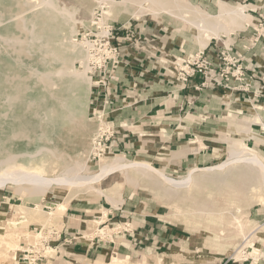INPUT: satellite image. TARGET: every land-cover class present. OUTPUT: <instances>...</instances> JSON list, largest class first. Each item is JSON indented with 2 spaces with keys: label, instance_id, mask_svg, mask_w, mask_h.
<instances>
[{
  "label": "rangeland",
  "instance_id": "rangeland-1",
  "mask_svg": "<svg viewBox=\"0 0 264 264\" xmlns=\"http://www.w3.org/2000/svg\"><path fill=\"white\" fill-rule=\"evenodd\" d=\"M96 1L58 0L60 6H65L70 13H74V21L61 20V39L65 40V42L64 45L63 41L55 45V51L69 67L72 66L76 71L80 72L83 66L80 58H70L72 57V52L75 50L72 44L76 41V44H82V37L91 32H96V25L102 22L116 27L123 25V23H125L124 26L126 27L130 23L135 25L144 23L146 32L158 29L160 31L159 36L163 39L162 43L167 44L166 46L163 45L162 49L159 50L154 49L150 46L152 41L144 35H138L143 38V41L137 47L145 46L141 47V49H147L146 51L148 52L151 51L149 54L156 55L155 58H158L171 71L173 69L171 63L176 58H186L194 55L198 50H203L197 38L198 32L187 23L165 12H161L158 16H155L152 12H145L141 17H137L135 15L139 13L140 9L137 5L129 4L124 7L117 4L122 0H114L117 2L116 5H111L110 3L99 4ZM187 1L214 15L220 13L218 1L226 2L233 6H246L245 13L248 15L249 20L244 24V28L235 29L234 32L229 34L223 33L219 38H212L210 43L232 46L236 40H244L246 34L250 33L251 30L249 43L250 45L253 44L252 41L256 37L257 29L260 25L259 20L261 16L264 17V0ZM38 3V0H0V16L2 17L4 14L9 15L11 21H14L13 23H1V28L3 30L10 28L13 32H18L21 38L26 39L27 34L20 25V20L24 18L27 19L29 24H35L36 32L41 31L43 17L34 11L39 7ZM143 6L147 8L149 4L144 3ZM21 17L23 18L21 19ZM73 27L74 29H72ZM144 39L147 40L145 41ZM24 45L4 46L0 48V62H4L2 70L5 71L4 75L8 77L6 87L8 89L18 87V91H20V95H18L19 99L15 103L16 106L0 105V114L10 112L12 115H17L13 119H10V116L7 115L5 119L2 118L0 120V143L2 144L0 153L2 154H5L6 150H11L17 154L33 152L35 149L33 140L36 136L42 133L47 138L48 131L45 129V122H43L40 115L46 108H53L57 111L59 102H57L55 96L52 94L59 89L61 90V88L63 89L65 86L58 84L57 87H47L40 79L35 78L34 81L29 68L19 67L15 63H6L3 60L2 57L4 55L13 53L24 62L35 65L37 62L36 58L26 52ZM71 47L73 49L70 50ZM14 48L17 49L15 50ZM204 49L207 51L206 47ZM79 86L82 88L83 83L80 82ZM32 89H35L36 93L34 101H30L27 97V94ZM101 89L94 87L92 81L86 106L76 111L74 116H70V109L66 110L67 116H65L72 117V119L68 122H62L60 125L61 130L59 131L58 129L59 132L54 136L55 141L61 142L59 147L65 156L71 157L70 165L73 166L76 162L80 161L84 163L85 161L83 175L98 173L102 163L116 155L124 156L125 160H143L142 158H144L142 155H126L123 151L118 150V146L114 144L115 136L107 142H105V137L101 139L98 117L103 112L106 116L108 115L107 107L113 98L112 87L110 86L111 98L108 99L109 104L104 108L103 102L107 101L105 100L106 91H101L100 93ZM61 93L63 96V92ZM73 101L74 99L69 101L72 103L71 105L75 103ZM80 101L83 102L84 97H81ZM246 102L249 104L241 105L245 107L244 111H234L240 107L235 106L232 108L234 109L232 111L221 112L223 114L219 117L220 120L213 125L217 131H213L214 133L210 139L212 143H216L221 149L213 164L169 172L157 164L152 166L163 170L167 176L178 181L186 179L192 170L196 171L194 173L195 176L206 174L204 169L218 166L228 159L229 146L225 141L227 136L243 139L247 146L258 151L264 157V135L260 131L262 130L261 127L264 126V116L261 115L260 111L263 112L264 110L259 109L263 107L258 101ZM256 119L258 120L257 122H255ZM246 120L250 122L249 127L258 136V139L254 137L247 138L240 132ZM46 138L42 143L48 145L49 142ZM195 138L194 135L189 137L192 140ZM202 143L204 142L201 140L199 144L203 145ZM62 163L64 162L61 159L54 158H51L49 161H30L28 163L15 159L2 165L0 167V174L3 170L16 168L27 173L31 171V173H39L41 175L46 174V177H54L63 170L60 167ZM40 170L42 171L40 172ZM129 176L130 181H127L124 173L116 172L108 176L101 183L94 185L95 189H101L105 193H110L109 195L116 199V204L109 201L106 196L97 193L94 188L59 189L54 186L46 193L30 195L22 191L17 184L8 181L0 186V242L1 245L3 244L2 246L0 245V251L5 248L6 241L10 239L9 236L12 233L24 237L27 234L29 236V234H36L39 230H42V233L47 235V231L55 228L60 231L61 240L66 242L63 239L64 230L62 229L64 227V217L67 214L69 206L75 203H88L89 205L88 216L85 217L88 221L85 225H82L81 233L77 234L82 240L87 241V239L98 237L106 241L111 239V235H114L118 231L131 229L130 227H134L135 222L137 224H144L145 221H151L155 227L153 235L150 236L149 240H145V236L141 239L142 243L139 244L136 253H121V255H117L109 252L108 255H100L98 259L94 258L93 261H86L82 264H108L112 259L117 261L123 260L125 262L123 264H233V262H229V257L245 243V237L250 232L256 230L257 226H264V205L257 201L260 195H264V189L257 183L251 184V189H249L250 198L236 195L230 185L203 179L199 181V185L192 187L190 193L184 190L179 194H166L165 190L167 191V187L156 179L138 175L135 171H130ZM56 208L61 210L54 217L52 213ZM203 210H208L213 215H204L201 213ZM105 212L107 215L110 212L112 214L105 217ZM95 220H102V224L98 227ZM239 220L245 224V229L241 233L236 232ZM127 224L130 225L128 226ZM98 228H105L106 235L102 236L98 234ZM221 229H224L227 235L229 233V235H234L233 240H216V236ZM141 231L144 232L145 228ZM261 232L262 234H256L246 245L252 242V244L255 243L259 247L261 242H264V229ZM24 241H19V250H21ZM56 247L58 245L54 249L48 250L47 256L49 260L54 259L58 255L59 250ZM19 250L15 256L6 254L1 257L0 264H24L18 262ZM236 258L240 261L242 255L239 254ZM236 264L248 263L238 262Z\"/></svg>",
  "mask_w": 264,
  "mask_h": 264
},
{
  "label": "bare ground",
  "instance_id": "bare-ground-1",
  "mask_svg": "<svg viewBox=\"0 0 264 264\" xmlns=\"http://www.w3.org/2000/svg\"><path fill=\"white\" fill-rule=\"evenodd\" d=\"M38 1L39 7L34 11L38 12V14L43 17V24L41 23V31L36 32L35 24H29V22H27V19H24L23 17H21V19L23 18L22 20L19 19L23 31L27 34L26 39L21 38L18 32H13L10 28H5V30H3L1 28L3 22L13 23L14 21H11V17L9 15L7 16L4 14L2 17L0 16V48H3L4 46L11 47L15 45L20 46L21 44H25L24 46L26 48V52L32 55V57L36 58L37 62L35 63V65H30L31 63L28 64L24 62L20 57L14 55L13 53H8V55H4L2 58L6 63H15L19 67L22 66L24 68H29L31 70V74L33 75L34 81L35 78L40 79L43 83L46 84L47 87H57L58 84H63L65 86L63 89L61 88V90L59 89L52 94L53 96H55L57 102H59L57 111H55L53 108H46V110L43 111L40 115L43 119V122H45V129L48 131L47 138L44 137L42 133H39L38 136H36V138L33 140L35 143V149L33 152H23L17 154L12 152L11 150H6L5 154L0 153V167L7 162L13 161L15 159H20L22 162L28 163L30 161H49L51 158H54L61 159L62 162H64L62 163L63 167L60 166L63 170L60 174L54 177H46V174L41 175L39 173H31V171L27 173L26 171L23 172V170L16 168L3 170V172H1L0 174V186L4 185L8 181L13 182L17 184L22 191L30 195L46 193L54 186L58 187L59 189H81L84 187L95 189V184L101 183L108 176L116 172L124 173L126 175V180L130 181L129 172L135 171L138 173V175L140 174L151 179H156L161 184L166 186L167 191L163 189L165 190L166 194H179L184 190L190 193L192 187L199 185V181H202V179L210 182L217 181L222 182L225 185H230L236 195H243L249 198L251 197L249 189H251L252 183H257L261 188L264 189V157H262V155L258 151L247 146L244 143L243 139L231 138L228 136L225 138V141L229 146L228 159L226 161L218 166L204 169L206 171V174H202L199 176H195L194 173L196 171L192 170L189 173L188 177L182 181H178L167 176L163 170H159L153 167L147 161L141 159L125 160L126 158H124V156L116 155L110 160L104 161L99 172L94 175L82 174L85 170V161L84 163L80 161L76 162L73 166L70 165L69 163L71 161V157H69L68 155L65 156L64 152L59 147L61 142L55 141L54 136L57 135V133L61 130L60 125L62 122H68L72 119V117H66V110L70 109V116H74V113L76 111L86 106V102L90 95L92 80L90 75L87 73V67H83L80 72L76 71L72 66L69 67L68 64L64 60H62L55 51V45H57L60 41H63L64 45L65 42V40L61 39L62 37L60 31V22L61 20L74 21V13H70V11L65 6H60L58 0ZM96 2H98L99 4L110 3L111 5H116L117 3L114 0H97ZM144 3H148L149 6L145 8L143 6ZM117 4L123 5L124 7L129 4L139 6V13H136L135 15L137 17H141L145 12H152L155 16H158L161 12H165L184 23H187L198 32L197 38L202 49L208 46L212 38H219L223 33L229 34L231 32H234L235 29L244 28V24L249 20L248 15H246L245 13L246 6H233L222 1H218L220 7V13L218 15L211 14L198 6L193 5L187 0H122ZM101 24H105V22H102ZM72 29H74V27ZM76 42L72 44L75 50H72V57L70 58H80V61L83 64L86 60L85 47L83 44H76ZM71 49L73 48L71 47L70 50ZM3 65L4 62H0V105L13 107L14 105L16 106L15 103L19 99L18 95H20V91H18V87L15 89H8V87H6L8 77L4 75L5 71L2 70ZM80 82L83 83L82 88L79 86ZM61 92H63V96ZM27 97L30 101H34V98L36 97L35 89H32L27 94ZM81 97H84L83 102L80 101ZM73 99V102L75 103L71 105L72 103L69 101H72ZM7 115L10 116V119L16 118L17 116L16 114L12 115L10 112H7L4 114H0V120L2 118L5 119V116ZM257 119L255 120V122L258 121ZM249 124L250 122L246 120L243 124V129H241L240 132H242L243 135L247 138L254 137L258 139V136L251 131ZM45 138L49 142L48 145L42 143ZM0 147H2L1 143ZM19 171L21 172L18 173ZM41 171L42 170H40V172ZM137 185L139 184L137 183ZM201 188L202 187H200V189ZM95 190L100 195L106 196V198L109 201L113 202V204L117 203L116 199L109 195L110 193H105L101 189ZM257 201L264 205V195H260ZM60 210L61 209L56 208V210L52 213L53 216L56 217V215L60 213ZM201 213L207 216L213 215L208 210H203L201 211ZM106 216L107 214L105 212V217ZM102 220H95V223L98 224V227L102 224ZM105 228H98V234L105 236ZM244 229L245 224L241 220H239L238 226L236 227V232L241 233L244 231ZM262 229H264V226H257L256 230H252L253 232H250L249 235L245 237V241H250L251 238H253L256 234H262ZM229 234L227 235L225 230L221 229L216 236V240H233L234 235ZM27 235L22 237L18 236L15 233L10 234V239L8 238L9 240L6 241L5 248L0 251V258L6 254L15 256L16 252L20 248V240H25L26 242L30 243H36L41 238L40 233H38L37 235L33 233V236L31 234H29V236ZM236 260L239 261L237 258ZM123 263H125L123 260L117 261L112 259L108 264Z\"/></svg>",
  "mask_w": 264,
  "mask_h": 264
},
{
  "label": "crops",
  "instance_id": "crops-1",
  "mask_svg": "<svg viewBox=\"0 0 264 264\" xmlns=\"http://www.w3.org/2000/svg\"><path fill=\"white\" fill-rule=\"evenodd\" d=\"M129 27L138 33L136 36L144 35L152 41L150 46L154 49L167 45L162 43L158 29L146 32L144 23H130L126 28ZM116 33L118 36L126 35L124 31ZM250 33L244 40H236L232 47L245 57L244 63L250 68L248 75L254 73L251 93L219 86L196 91L193 87L203 81L201 75L192 78L188 86L183 87L158 58L138 49L131 42L122 43L121 63L115 72L117 79L111 82L113 98L107 107V114L115 127L114 144L118 150L126 155H142L144 161L157 164L167 172L213 164L221 149L211 142L210 137L213 131H217L213 125L220 120L219 117L226 111L234 110L235 106L240 107L234 111H244L243 106L249 104L246 101H258L263 107L259 109L264 110V39L250 45ZM222 46L211 42L206 47L207 54L214 56ZM237 86L238 82L232 81L231 87ZM252 93H260V96L253 99ZM260 112L264 116V111ZM261 128L264 135V126ZM191 135L196 138L189 139ZM201 140L203 145L199 144ZM88 211V203L69 206L62 228L66 242H57L58 255L40 264H82L109 252L117 255L136 253L141 239L145 236V240H149L155 230L151 221L144 224L135 222L131 229L118 231L106 241L98 237L82 240L78 235L82 225L88 221L85 218ZM109 214L112 213H108L107 217ZM143 228L144 232L141 231ZM260 245L264 246V242Z\"/></svg>",
  "mask_w": 264,
  "mask_h": 264
},
{
  "label": "built area",
  "instance_id": "built-area-1",
  "mask_svg": "<svg viewBox=\"0 0 264 264\" xmlns=\"http://www.w3.org/2000/svg\"><path fill=\"white\" fill-rule=\"evenodd\" d=\"M259 21L260 25L257 29L256 37L252 41V45H256L260 40L264 39V17L261 16ZM120 31H124L126 35L118 36L116 32ZM136 34L131 27H116L107 23H99L96 25V32H91L81 39V43L84 45L86 51V60L82 66L87 67V73L93 81V86L98 89L102 88L100 93L101 91H106L105 100L107 101L103 102L104 108L109 104L108 99L111 98V82L117 79L115 72L121 63L122 43L131 42L136 47H139V43H142L143 38L136 36ZM144 40L146 41L147 39ZM141 47L145 46H140L138 49L142 51L147 50L141 49ZM151 56L155 57L156 55L153 56L152 54ZM244 61L245 57L235 51L232 46L224 45L212 57L207 54L206 49H203L186 58L178 57L171 65L175 79L183 87L188 86L192 78L201 75L203 76V81L193 87L196 91L219 86L224 89H235V91L251 93L254 73L248 75L250 68ZM232 81L238 82V86L232 88ZM251 95H253L254 99L258 98L260 93H252ZM98 118L100 122L99 134L101 139L105 137V142H107L116 135L114 124L104 112ZM41 231H38L41 238L36 243L26 241L22 243L21 250H19V263L39 264L48 258V250L54 249L58 245L57 242L61 240L60 231L52 228L46 232L47 235ZM244 242L243 245L232 253L229 257V262H233V264L238 262L264 264V246L260 245L257 247L255 243L246 245L249 242L248 240ZM239 254L242 255V259L237 261L236 256Z\"/></svg>",
  "mask_w": 264,
  "mask_h": 264
}]
</instances>
